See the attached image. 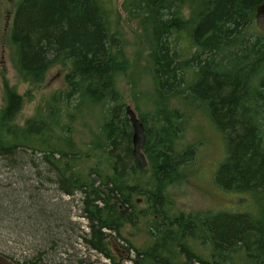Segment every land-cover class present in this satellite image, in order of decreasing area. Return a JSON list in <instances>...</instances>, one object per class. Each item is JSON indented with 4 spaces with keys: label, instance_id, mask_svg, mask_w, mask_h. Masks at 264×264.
I'll list each match as a JSON object with an SVG mask.
<instances>
[{
    "label": "trees",
    "instance_id": "obj_1",
    "mask_svg": "<svg viewBox=\"0 0 264 264\" xmlns=\"http://www.w3.org/2000/svg\"><path fill=\"white\" fill-rule=\"evenodd\" d=\"M263 3L123 0L149 46L154 111L148 121L137 115L147 161L139 169L115 85L127 65L115 0L18 1L7 39L29 90L21 96L5 84L0 108V176H7L0 180V242L16 238L30 251L16 264H60L56 257L76 237L115 264L109 237L125 239L123 229L139 222L150 242L133 247L132 264H264V34L254 21ZM53 67L66 69L64 88L19 124L30 88ZM173 100L202 105L227 150L214 182L249 195L252 209L185 214L174 207L167 187L195 149L176 148L183 128ZM75 195L87 232L61 201Z\"/></svg>",
    "mask_w": 264,
    "mask_h": 264
},
{
    "label": "rangeland",
    "instance_id": "obj_2",
    "mask_svg": "<svg viewBox=\"0 0 264 264\" xmlns=\"http://www.w3.org/2000/svg\"><path fill=\"white\" fill-rule=\"evenodd\" d=\"M18 1L0 0V108L4 105L3 90L5 84L8 88L15 89L21 96H24L29 90V86L23 84L16 74L11 62L7 39ZM115 3L120 16V26L125 35L127 60L126 68L117 78L115 85L125 106H130L137 115H148L154 111L152 108V83L147 73L149 46L144 31L137 22L129 19L123 12V0H115ZM65 73V68L53 67L48 71L41 85L30 88L32 98L29 100L25 97L23 107L17 117L19 124L22 125L25 120L29 119L34 114L35 109L44 103L43 101L50 95L64 88ZM171 105L177 109L182 118L183 130L180 139L175 142L176 148L180 150L193 147L195 149L194 159L180 171L182 177L167 187V193L172 197L174 207L185 214L219 211L244 213L248 209H252L253 206L250 204L253 202V198L249 195L232 191L225 192L218 188L214 182L215 172L224 162L227 150L220 133L215 130L208 117L203 113L202 105L182 106L179 100H173ZM147 115L145 116L146 120L148 119ZM5 175L0 176L3 183L6 182L3 179L7 177ZM78 200L79 195H75L74 198L61 196V201L65 204L69 203L70 220L78 224L81 230L87 232V223L80 217ZM255 201L261 202V200ZM137 205L139 210L144 208V203L140 198H137ZM260 212L264 213V201ZM262 220L264 221V216ZM143 223L139 222L135 228L126 226L122 231L125 239L109 237V248L117 258L115 264H132L128 259L134 257L133 247L139 248L149 244L150 241L144 233ZM14 239L17 243H14L13 239L0 242V264H16V261L22 260L25 254L30 252L25 250L22 241L23 246H20L21 244H18L19 239ZM69 244L72 247L66 249L64 256L58 255L56 257L57 263L77 264L78 260H83L85 264H110L103 257L84 248L77 237L71 240ZM49 252H53V250L49 248Z\"/></svg>",
    "mask_w": 264,
    "mask_h": 264
},
{
    "label": "water",
    "instance_id": "obj_3",
    "mask_svg": "<svg viewBox=\"0 0 264 264\" xmlns=\"http://www.w3.org/2000/svg\"><path fill=\"white\" fill-rule=\"evenodd\" d=\"M254 21L258 30L264 34V3L256 8ZM125 114L129 120L132 130V154L139 169H145L147 167V161L143 153L145 142L143 124L140 122L136 113L130 106L125 107Z\"/></svg>",
    "mask_w": 264,
    "mask_h": 264
},
{
    "label": "bare ground",
    "instance_id": "obj_4",
    "mask_svg": "<svg viewBox=\"0 0 264 264\" xmlns=\"http://www.w3.org/2000/svg\"><path fill=\"white\" fill-rule=\"evenodd\" d=\"M255 13V12H254ZM131 127V126H130ZM133 156V155H132ZM261 198V197H260ZM199 227V226H198ZM184 246V245H183Z\"/></svg>",
    "mask_w": 264,
    "mask_h": 264
}]
</instances>
